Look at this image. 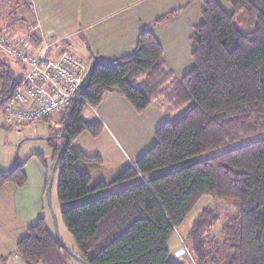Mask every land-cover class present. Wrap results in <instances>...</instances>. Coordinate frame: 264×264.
Masks as SVG:
<instances>
[{
  "label": "trees",
  "instance_id": "trees-1",
  "mask_svg": "<svg viewBox=\"0 0 264 264\" xmlns=\"http://www.w3.org/2000/svg\"><path fill=\"white\" fill-rule=\"evenodd\" d=\"M228 1L232 12L218 0H202L201 22L190 39L193 63L181 77L168 68L162 46L145 25L134 50L97 66L88 88L78 89V98L60 112L61 142L54 144L48 137L52 162L58 157L57 199L68 205L61 209V219L75 242L73 252L85 264H182L168 243L204 194L232 201L235 213L224 220L219 240L210 242L209 228L220 216L209 209L197 216L185 239L194 262L210 264L213 244L221 243L229 253L222 264H264V139L190 160L264 130V0ZM3 2L10 10H24L28 0ZM238 9L252 25L247 33L236 26ZM9 74L0 102L16 82ZM111 90L137 111L155 98L173 111L185 107L173 120L156 126L153 143L133 164L108 181L94 183L90 172L101 166V156L77 150L71 141L82 132L101 131L102 123L82 112ZM37 156L45 164L43 155ZM25 162L15 160L6 170L0 168V189L27 183ZM133 176H141L140 181L101 192ZM15 254L25 264H81L58 242L44 215L26 228Z\"/></svg>",
  "mask_w": 264,
  "mask_h": 264
},
{
  "label": "rangeland",
  "instance_id": "rangeland-1",
  "mask_svg": "<svg viewBox=\"0 0 264 264\" xmlns=\"http://www.w3.org/2000/svg\"><path fill=\"white\" fill-rule=\"evenodd\" d=\"M70 1L72 0H60L61 5H59L54 0H28V3L31 2L34 5L32 9L28 8L27 3L26 6H24V10H21V7H18L17 10H10V7L6 6L3 0H0V35L7 36L10 33V35H13L11 37H13L14 39H22L25 41V44H27V42H32L34 48H37L35 51L39 52L43 50L46 45L45 43H42L37 33L39 21H36L37 27L33 26L34 22L32 21L31 15L34 14L35 16H37L35 12L37 10H35V6L38 7L37 14L43 19V26L52 24L55 26L59 34L70 32L74 27L76 28L80 26V21H75L77 20L75 16L77 10H86L96 13L100 10V8H104V5L99 3L103 0H81L83 3V7L78 8L76 6V2L73 5ZM89 1L97 4L85 6V4H87ZM135 2L136 3L132 5L131 10H146V16L150 17L153 15V17H155L153 23L160 24L167 23L169 25L171 23H180L185 19V16L188 15L187 11L193 14V18L195 17V11H202L197 8L196 0H192L191 3L187 4L186 6L180 7L179 10L174 9L173 11L171 10V8H168L170 10L168 13H166V11L164 10V7L167 5L168 0H135ZM200 2L202 4V0ZM218 2L220 6L228 12L234 11V7H232L228 0H218ZM162 16H165V18L159 20V18ZM201 18L202 16L196 18V23H200ZM7 19L9 20L8 25L6 23ZM156 19L157 21H155ZM235 19L238 30L247 33L251 29L252 25L243 9H238ZM192 29H194V25H192L190 32H192ZM30 32L36 35V37L31 36L33 40L28 38ZM158 34L163 44L168 47V45L166 44V40L170 39L169 34ZM61 46H63V44H61ZM61 46L60 48H63ZM46 48L47 54L50 55L48 53L50 46L47 45ZM64 49H66V47ZM80 54L84 56L82 57L83 60H81L83 61V63H85V67H88V65L90 64L88 55L85 51L78 53V55ZM189 56L190 58L188 59V66L192 65L193 63L190 52ZM78 58L80 59L81 57ZM0 61L4 62V65L0 66V71L5 72V75L3 77H0V95H4L9 82L7 72L10 73L9 76L12 75L13 79H19L23 75V67L22 64L19 63L14 57L6 55L2 52H0ZM109 93H111L112 96H108L110 95ZM115 93L118 95L116 90L105 92L102 98V103L101 100L96 106H86L83 109L82 115L84 117H94L98 119L102 123V125L105 123L101 131H99V133L96 135L85 131L71 141V146L73 148L81 150L89 155L99 154L101 156V166L90 172L92 182L94 183H97L101 179L108 181L118 175L122 170L126 169V167L131 164V161L129 162V160L126 158V154L128 156L133 154L134 158L136 156L138 158L153 143L155 131L154 128H151L153 122H157V120H159L158 122L161 123L165 120H173V118L177 117L180 111H182V109H184L185 107L184 106L178 111H173L169 108V106L163 103L162 98H155L151 100L150 105L145 109V112L137 116L136 114H132L128 109L125 110L124 105L116 98L117 96H115ZM114 99L117 100L115 101ZM1 104L2 102H0V168L7 169L15 160L17 162L26 161L24 165L25 171L29 170V167H31V165L35 163L38 167H42L43 176L45 175V177L49 178L53 162L51 160L52 147L48 143L47 139L48 137H51L54 144H59L61 142V126L59 124L60 113H57L49 118V121L46 119H42L38 122L30 124H23L19 126L9 125L4 121ZM110 108H113V112H118L120 116L118 125L115 122L112 123L110 121H107V125L105 118H101L102 112L105 111L108 113ZM102 119L104 120V122ZM109 129L111 130L115 138L117 137V142H115L114 139L112 140V138H110L112 134L109 132ZM259 139H264V130L255 133V135L243 137L238 141H234L232 143L209 150V152L197 154V156L192 157L190 160L207 159L211 156L220 154L223 151L232 149V147L244 145V143ZM39 153L43 155L45 164L37 156V154ZM179 165H181V163L178 164V166ZM140 179L141 176L129 177L123 181L116 182L107 187H104L102 189L103 191L101 192L108 193L116 191L135 184L139 182ZM50 202L56 219L55 224L47 205L46 191L45 207L48 209L47 214L51 232L55 236L56 226L57 233L61 241L72 251L76 250L75 242L65 228L61 219V209L67 207L68 205L61 204L57 199V169L54 170L53 179L51 182ZM204 209L213 210V212L219 214L220 216L219 221L213 223L209 228L210 232L207 237V241L209 242L212 241L215 237V240H219V238L221 237L220 228L224 223V220H226L228 216L234 215L235 206L230 200H220L212 195L204 194L199 198L198 202L192 207L188 215L183 219L184 221L175 229L174 235L170 238L169 247L170 244L171 247L175 245V241H178V236H182V238H184L182 239L184 245L183 248L185 251L184 254L189 256L191 255L189 252L188 243L185 239L189 234V230L193 225V222ZM213 247L215 252H213V259L210 260L209 263L222 264L220 261L224 262L225 259H228L226 257L229 255V253H227L228 251L226 246L223 248L221 247L220 243L219 245L213 244ZM191 257L193 256L191 255ZM73 264L76 263L73 262Z\"/></svg>",
  "mask_w": 264,
  "mask_h": 264
},
{
  "label": "crops",
  "instance_id": "crops-1",
  "mask_svg": "<svg viewBox=\"0 0 264 264\" xmlns=\"http://www.w3.org/2000/svg\"><path fill=\"white\" fill-rule=\"evenodd\" d=\"M54 1L61 5L60 0ZM191 1L168 0L164 10L166 13L170 11L168 8H171L173 11L174 9L179 10L180 7L186 6ZM200 1L196 0V6L202 10ZM70 2L73 5L76 2L77 8L83 7L81 0H72ZM99 3L104 5V8H100L96 13L77 10L75 14L77 20L75 21H80V26L74 27L70 32H65L64 34H59L52 24L43 26V19L37 14L38 7L35 6V10H37L35 11L37 15L36 21H39L37 33L42 43L50 46L48 53L52 57L58 56L62 49L69 47L73 55L81 57L80 59L84 56L82 54L78 55V53L85 51L89 57V63L93 60V58H90L91 54L106 63L112 62L132 52L136 46L139 31L143 26L149 25L152 33L162 46V57H164L168 68L173 70L174 75L179 78L189 69L191 66H188V59L190 58L189 52L191 55L190 39L194 29H192V32L190 31L192 25L195 27L198 24L195 19L201 16L200 11H195L194 18L192 17L193 14L187 11L188 15L185 16L182 22L168 25L167 23H153L155 17L153 15L150 17L146 16V10H131L132 5L136 3L135 0H103ZM95 4L97 3L89 1L85 6ZM158 33L169 34L170 39L166 40L168 47L163 44ZM60 46L63 48H60ZM36 49L34 48V50ZM109 94L108 96H112L111 93ZM115 96L124 105L125 110L128 109L132 114L139 116L145 112L146 108L142 111H137L120 93L118 95L115 93ZM117 99L114 100L116 101ZM101 118H105L106 124L107 121H110L118 125L120 116L118 112L114 113L113 108H110L108 113L105 111L102 112ZM158 121H154L151 128L155 129L156 125L160 123ZM109 132L112 134L110 129ZM110 138L117 142V137L115 138L113 134ZM126 158L133 164L137 156L134 158L133 154L130 156L126 154ZM25 172H27L28 180L24 186L17 187L12 184H5L0 189V264H25L15 254L16 243L26 233V228L33 225L38 217L44 215L47 226L50 229L47 208L45 207L46 177L45 175L43 176L42 167H38L34 163ZM182 239H184L182 236H178V241L176 240L175 245L172 247L171 244L169 247L168 243V249L175 255V259L182 262V264H196L191 255L184 254Z\"/></svg>",
  "mask_w": 264,
  "mask_h": 264
},
{
  "label": "built area",
  "instance_id": "built-area-1",
  "mask_svg": "<svg viewBox=\"0 0 264 264\" xmlns=\"http://www.w3.org/2000/svg\"><path fill=\"white\" fill-rule=\"evenodd\" d=\"M28 8L33 4L29 2ZM37 27L36 16L31 15ZM36 37L30 32L29 39ZM47 45L35 51L32 42L0 35V52L14 57L23 67V75L2 102L4 121L9 125H23L49 119L63 111L78 98V84L87 67L71 53L69 47L58 56L47 54Z\"/></svg>",
  "mask_w": 264,
  "mask_h": 264
},
{
  "label": "water",
  "instance_id": "water-1",
  "mask_svg": "<svg viewBox=\"0 0 264 264\" xmlns=\"http://www.w3.org/2000/svg\"><path fill=\"white\" fill-rule=\"evenodd\" d=\"M99 65H108V63L102 61L101 59H98L96 56H93V60L91 61V63L88 65L82 79L80 80L78 87L81 90H86L88 88L89 82L91 80V76L93 74V71L95 70V68ZM58 161V157L55 158L53 164H52V169L49 175V179H48V184H47V204L51 213V216L54 220V224L56 223V219H55V215L53 213V210L51 208V202H50V188H51V182L53 179V173L56 167ZM14 162V161H13ZM6 170V169H3ZM55 238L58 240V242L69 252V254L79 263L81 264H85V262L79 258L71 249H69L59 238V235L57 233V228L55 226Z\"/></svg>",
  "mask_w": 264,
  "mask_h": 264
}]
</instances>
